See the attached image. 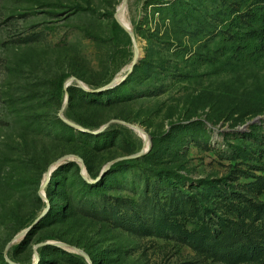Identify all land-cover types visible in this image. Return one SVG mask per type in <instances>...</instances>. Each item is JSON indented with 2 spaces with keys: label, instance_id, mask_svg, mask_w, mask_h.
I'll use <instances>...</instances> for the list:
<instances>
[{
  "label": "rangeland",
  "instance_id": "374dc122",
  "mask_svg": "<svg viewBox=\"0 0 264 264\" xmlns=\"http://www.w3.org/2000/svg\"><path fill=\"white\" fill-rule=\"evenodd\" d=\"M122 2L0 0V264H257L206 222L264 204V63L221 55L239 0H126L135 41Z\"/></svg>",
  "mask_w": 264,
  "mask_h": 264
},
{
  "label": "trees",
  "instance_id": "16d2710c",
  "mask_svg": "<svg viewBox=\"0 0 264 264\" xmlns=\"http://www.w3.org/2000/svg\"><path fill=\"white\" fill-rule=\"evenodd\" d=\"M245 4V6H244ZM250 11L244 13L241 9L250 6ZM240 7H233V10L227 13V17L219 24L224 30H228L227 51L222 49V57L225 56L224 63L236 59L241 64L259 65L264 63V2L258 1L251 4V0H239ZM234 18L231 19V15ZM113 27L120 30L119 23L115 20ZM130 43V41H129ZM102 92L92 93L94 96L104 94ZM86 135V133L84 134ZM253 140L256 138L255 132L250 134ZM94 140L97 136L91 135ZM71 165L76 163L72 162ZM210 186L214 188L213 183ZM94 191L100 194L102 182L91 184ZM252 208L257 212L255 222L252 228L247 229L243 223H233L229 225L225 215H217L215 219L207 214L206 222L209 226L213 240L221 242L222 250L220 254L239 256L242 261H254L257 264H264V204L252 203ZM207 212V209H204ZM216 250V246H211ZM238 260V259H236Z\"/></svg>",
  "mask_w": 264,
  "mask_h": 264
},
{
  "label": "water",
  "instance_id": "95a60500",
  "mask_svg": "<svg viewBox=\"0 0 264 264\" xmlns=\"http://www.w3.org/2000/svg\"><path fill=\"white\" fill-rule=\"evenodd\" d=\"M123 5L125 6V4H126V0H123ZM116 17H117V14H116ZM117 19H118V17H117ZM119 20V19H118ZM120 21V20H119ZM120 23H121V25L129 32V34H130V36H131V38H132V40L133 41H135V35H134V32L132 31V29L131 28H128V27H126L124 24H122V22L120 21ZM135 64V63H134ZM72 80H75L76 82H78L79 83V85H81V86H84L83 85V83L80 81V80H78L77 78H73ZM103 90H106L105 88H101V89H94V90H90L91 92H93V93H97V92H102ZM68 100H69V96L67 95L66 96V100H65V103H64V105L65 104H67V102H68ZM60 116L62 117V119L64 120V121H66L68 124H70V125H72V126H75V127H79L77 124H75L74 122H72V121H70V120H68L67 118H65L64 116H63V113L61 112L60 113ZM138 128H136V130H137ZM142 154V153H141ZM77 159H79L78 157H76ZM118 159H116V160H114V161H117ZM113 161V162H114ZM61 165V163L59 162V163H57L52 169H51V171L48 173L49 175H51L52 174V172L55 170V169H57L59 166ZM48 181V180H47ZM42 196H45V194H41Z\"/></svg>",
  "mask_w": 264,
  "mask_h": 264
},
{
  "label": "bare ground",
  "instance_id": "6f19581e",
  "mask_svg": "<svg viewBox=\"0 0 264 264\" xmlns=\"http://www.w3.org/2000/svg\"><path fill=\"white\" fill-rule=\"evenodd\" d=\"M119 13H120V15H121V18H122V20H123L125 26L128 27V28H130V27H129V21H128V18H127L128 15L126 14V10L124 9V5H123V3L121 4V6H120V8H119ZM137 132H138L139 134H141V133H142V130L137 129ZM143 133H144V132H143ZM144 135H145V134H144ZM46 178H48L47 180H49V179H50V175L47 174V175L45 176V180H46ZM45 182L47 183V181H45ZM48 182H49V181H48Z\"/></svg>",
  "mask_w": 264,
  "mask_h": 264
}]
</instances>
